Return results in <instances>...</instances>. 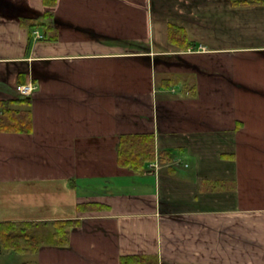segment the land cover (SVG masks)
<instances>
[{
    "label": "crops",
    "instance_id": "1",
    "mask_svg": "<svg viewBox=\"0 0 264 264\" xmlns=\"http://www.w3.org/2000/svg\"><path fill=\"white\" fill-rule=\"evenodd\" d=\"M261 1L56 0L42 37V0H0V101L30 114L0 118V223L36 224L24 262L264 264ZM123 134L153 135L142 172L119 164ZM61 219L79 221L66 245Z\"/></svg>",
    "mask_w": 264,
    "mask_h": 264
},
{
    "label": "trees",
    "instance_id": "2",
    "mask_svg": "<svg viewBox=\"0 0 264 264\" xmlns=\"http://www.w3.org/2000/svg\"><path fill=\"white\" fill-rule=\"evenodd\" d=\"M46 7L43 19H28V26L41 27L44 29L42 37L46 36V29H51L55 25L53 23V11L51 8L55 5L56 0H42ZM232 4L251 5L262 3L261 0H231ZM168 38L171 42L187 48L191 43L186 38L185 30L179 26L168 25ZM29 97H23L19 101H28ZM12 101H0V118L2 128L26 129L30 127V114L28 109L20 111L12 107ZM9 117V120L5 117ZM5 115V116H4ZM5 119V120H4ZM15 119V120H13ZM117 159L120 165L130 168L135 172H142L151 160L154 158V139L152 134H126L121 135L118 145ZM36 224L32 223H0V249L4 248L15 253H33L38 250L40 241L31 227ZM79 221L75 219H61L53 222L54 235L57 238L55 244H68L69 233L72 227L78 226ZM21 264H32L23 262ZM120 264H158L156 258L146 255H124L120 257Z\"/></svg>",
    "mask_w": 264,
    "mask_h": 264
},
{
    "label": "built area",
    "instance_id": "3",
    "mask_svg": "<svg viewBox=\"0 0 264 264\" xmlns=\"http://www.w3.org/2000/svg\"><path fill=\"white\" fill-rule=\"evenodd\" d=\"M35 37H40L41 35L38 33V31H35ZM35 87H33L31 84H26V85H21L19 86L20 92L22 94H29L34 90ZM154 166L155 168L157 167L156 164H151V167Z\"/></svg>",
    "mask_w": 264,
    "mask_h": 264
},
{
    "label": "rangeland",
    "instance_id": "4",
    "mask_svg": "<svg viewBox=\"0 0 264 264\" xmlns=\"http://www.w3.org/2000/svg\"><path fill=\"white\" fill-rule=\"evenodd\" d=\"M1 251L2 253L4 252V248L2 249L1 248ZM13 255H15L13 258L15 260V262H17L18 264H20L21 262H24V261H29L30 260V255H20V254H16L15 252L13 253ZM3 256V255H2ZM1 256V260L3 262V257ZM34 264V263H32Z\"/></svg>",
    "mask_w": 264,
    "mask_h": 264
}]
</instances>
